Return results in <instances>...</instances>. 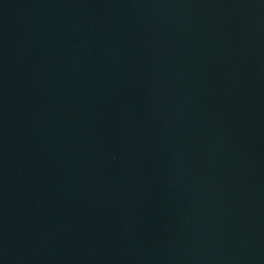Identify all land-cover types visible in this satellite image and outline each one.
Here are the masks:
<instances>
[{"label":"water","instance_id":"obj_1","mask_svg":"<svg viewBox=\"0 0 264 264\" xmlns=\"http://www.w3.org/2000/svg\"><path fill=\"white\" fill-rule=\"evenodd\" d=\"M0 264H264V0H0Z\"/></svg>","mask_w":264,"mask_h":264}]
</instances>
